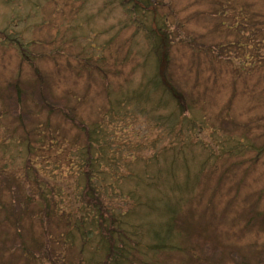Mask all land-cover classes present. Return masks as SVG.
Returning <instances> with one entry per match:
<instances>
[{
    "label": "rangeland",
    "instance_id": "1",
    "mask_svg": "<svg viewBox=\"0 0 264 264\" xmlns=\"http://www.w3.org/2000/svg\"><path fill=\"white\" fill-rule=\"evenodd\" d=\"M139 1L148 8L133 13L131 0H0V264L94 260L87 250L95 239L83 254L80 238L67 240L68 219L80 213L71 151L84 137L63 110L77 124L106 121L123 153L154 158L147 172L160 177L172 157L163 152L173 144L168 130L148 108L133 105L114 120L104 109L106 88L130 92L148 75L145 31L163 19L169 78L203 114L200 139L210 152L192 146L175 166L185 186L180 250L150 253L145 234L144 255L132 264H264V0ZM184 137L196 140L189 130ZM218 145L228 154L211 161L209 153L223 155Z\"/></svg>",
    "mask_w": 264,
    "mask_h": 264
},
{
    "label": "trees",
    "instance_id": "2",
    "mask_svg": "<svg viewBox=\"0 0 264 264\" xmlns=\"http://www.w3.org/2000/svg\"><path fill=\"white\" fill-rule=\"evenodd\" d=\"M131 1H136L131 6L133 13L136 12V7L143 10L148 8L143 1ZM154 22L152 29L145 31L148 58L152 65L148 75L130 92L121 91L122 93L112 95L110 87L106 88L108 103L104 110L105 116L114 120L119 112L125 113L122 110L132 108L133 105L141 113L148 108L151 111L145 114H152V122L168 130L169 136L173 137V144L171 142L167 148H163V152L171 149L172 157L164 165L160 164V177L156 173L147 172L151 165H157L158 161L154 158L143 163L140 159L123 153V145L119 143L116 133L109 129L106 121L81 125L77 124L73 115L62 111L63 117L72 126H76L84 137V142L71 151L73 159L69 165V174L76 181V200L80 204L77 213H80L73 220L68 219L69 223L75 225L73 231L68 233L67 240L71 246L80 238L79 249L83 254L91 240L95 239L94 247L87 250L94 259L91 264L134 263L144 255L142 238H146L145 234L149 241L146 248L150 253L179 251L174 239L178 234L177 224L181 223L179 212L184 204L182 195L185 186L176 182L175 166L178 161H186V155L192 146L193 151L198 148L203 152H210L200 139L202 131L207 127L203 114L194 115L197 105L191 103L188 96L169 78L167 69L171 35L164 30L165 19L159 21L160 23L155 20ZM31 69L40 80L38 70L33 66ZM94 71L105 76L104 71L96 66ZM16 91L20 93L19 89ZM47 108L49 113L53 112L49 105ZM44 125L47 128V124ZM188 130L190 137L196 138L194 142L185 140ZM213 132L211 138L215 139ZM44 133L42 131L38 135ZM217 148L223 155L214 157L209 153L208 158L211 161H217L228 154L226 145H218ZM33 149L30 144L25 146L28 155L33 153ZM140 168L146 170L143 175H139ZM38 189L43 190L42 186ZM143 189L145 192L141 193ZM39 195L48 210L49 201L44 194ZM57 212L52 210L53 214Z\"/></svg>",
    "mask_w": 264,
    "mask_h": 264
}]
</instances>
